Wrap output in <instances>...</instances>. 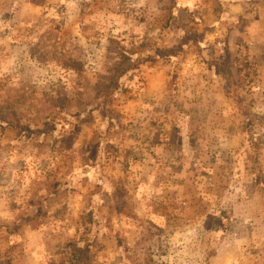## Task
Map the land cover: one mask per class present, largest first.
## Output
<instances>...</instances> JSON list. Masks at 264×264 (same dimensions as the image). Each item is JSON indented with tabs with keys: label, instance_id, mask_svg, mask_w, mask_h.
I'll return each instance as SVG.
<instances>
[{
	"label": "rangeland",
	"instance_id": "rangeland-1",
	"mask_svg": "<svg viewBox=\"0 0 264 264\" xmlns=\"http://www.w3.org/2000/svg\"><path fill=\"white\" fill-rule=\"evenodd\" d=\"M0 264H264V0H0Z\"/></svg>",
	"mask_w": 264,
	"mask_h": 264
},
{
	"label": "trees",
	"instance_id": "trees-1",
	"mask_svg": "<svg viewBox=\"0 0 264 264\" xmlns=\"http://www.w3.org/2000/svg\"><path fill=\"white\" fill-rule=\"evenodd\" d=\"M113 43H115V42H113ZM116 44H118V43H115V45ZM115 52H116V56L118 58H120L122 61H129V60H131L130 59L131 58L130 56L133 55V54H130L129 55V53H125L122 50V48L119 47V44L117 45V47H115ZM127 55H129V56H127ZM117 77H118V75H117L116 71L114 70V74L110 77L108 83L105 85V87L101 91V96H102L101 104L103 105L102 112H103V114H106V116L109 119H111L110 114H112V112H113V109L109 108V103L111 101L110 98H111V95H112V91L117 86V81H116ZM75 257H76V255H75Z\"/></svg>",
	"mask_w": 264,
	"mask_h": 264
}]
</instances>
